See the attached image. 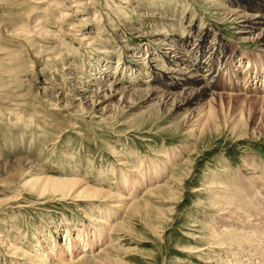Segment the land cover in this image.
Returning <instances> with one entry per match:
<instances>
[{
  "label": "rangeland",
  "instance_id": "1",
  "mask_svg": "<svg viewBox=\"0 0 264 264\" xmlns=\"http://www.w3.org/2000/svg\"><path fill=\"white\" fill-rule=\"evenodd\" d=\"M237 5L264 15L253 0H0V264H264V48L236 34ZM195 25L233 59L215 58L221 95L200 113L158 97L176 80L164 47L191 50Z\"/></svg>",
  "mask_w": 264,
  "mask_h": 264
},
{
  "label": "bare ground",
  "instance_id": "2",
  "mask_svg": "<svg viewBox=\"0 0 264 264\" xmlns=\"http://www.w3.org/2000/svg\"><path fill=\"white\" fill-rule=\"evenodd\" d=\"M253 1H254V3L256 5L259 6V8H264V0H253ZM223 10H225L224 14L228 18V20H230L234 25H241L236 30V34L238 35V37L240 39H243L245 41L247 39H249L251 41L258 40V41H260L261 47L264 48V28H263L264 15H263V12H261L259 9H258V11H255V12H244L240 5H237V7H235V8H232V7L230 8V7L225 6ZM196 28H197V25H195L194 28L192 27L190 29V31H189V32H191L193 34V36L195 38L194 41L197 42V44H195L194 47L191 50L185 52V51H182V50H177V49H175L173 47H168V45H166L167 47H164V49H165V53H164L165 56L164 57L166 58L165 61L168 62L167 64H168L169 67H168V70H166L167 72H165V71H162V72H164V74L167 73L171 77H175L176 80L172 81L171 83H166L164 85V86H166L164 89H166L167 92H164L161 95H158L159 92L156 89H151V90L146 89V90H144V89L140 88L142 93H143V96L145 98L144 100L146 102L155 99L157 97V95H158V97H160L159 99L162 100V104L163 105L171 104V105H174L175 107H178L179 110L188 111L189 109H191L192 110L191 112L194 111L196 113H200V112L205 110V108L209 105L208 101H210V100H207L205 103L201 104L202 100H204L208 96H209V98L212 99V98L217 97L215 95H219V96L221 95L220 92L217 91V89L220 88L219 85H220V78L221 77L219 75V72H215V69H214L215 68V58H218V56H219L220 62H224L225 63V67L227 69L229 67H232L233 59H232V57L230 55V52L227 51V49H225V51L223 53L218 55V53L220 51V46H223V48H226L225 45L221 41L219 33H216V32L213 33V40L210 42V45L208 46V49L206 50L205 48H203V46H204V43L206 41V38L211 36V35L207 31H205L203 29L201 31L197 32ZM181 41H184L183 38L181 39ZM160 43L162 44V42H160ZM163 45H165V44H163ZM192 51H195V52H192ZM194 53H196V56H197L196 58H195ZM221 55H222V57H221ZM243 58L244 57H241V59H239V60L243 61ZM248 67H250V66H248ZM204 68H206V73L205 74H199L201 72V70H203ZM139 71L140 70H138L137 72H139ZM158 71H159V69L157 67H155L153 69V75H152L153 78L151 80L155 81V83L157 82ZM237 71L240 72L239 68L233 70L234 74H232V76H231V79H233L232 82L233 81L235 82V81H237V80H239L241 78L240 77L241 73H238ZM133 72H136V71L133 70ZM235 73H237V74H235ZM138 74H140V73H138ZM245 76H246V74H245ZM248 79L249 78L247 76L245 78V81H247ZM146 82H148V81H146ZM234 82L232 83L233 85H232V89L231 90H233L235 87L237 88V85L234 84ZM118 83H120V82H118ZM118 83L114 81V83H111L110 87H108L111 96H112V94L116 95V94L121 93L120 90H123L122 95L123 94L126 95L128 93L129 89H127L126 87L119 86ZM180 83H182V84H180ZM178 85H179V87H180V85L181 86L182 85L183 86L190 85L189 88L192 89V90H188L187 91V89H189V88H186V92H184V93L182 92L183 95H185V96L180 94V99H178V101H177L175 97H176V95H179V93H177V89L179 88ZM193 85H195L196 87L198 86L197 89H196V87L192 88L191 86H193ZM108 86H109V84H108ZM137 89H139V88H137ZM143 90H144V92H143ZM82 91H84V90H82ZM87 92H89V91H87ZM100 92H102V89L97 91L96 93H100ZM88 95H89V97H91L90 94H88ZM97 95H95V96L98 97ZM81 96H83V95H81ZM86 99H87V97H86ZM99 99H101V98H99ZM103 101H100V103L103 102ZM174 103H176V104H174ZM200 104H201V106L199 107ZM83 194H81V195H83ZM251 204H248V205H251ZM226 228H228V227H224V229L222 231L226 230ZM231 231H233V230H231ZM231 231L229 233H231ZM238 231H240V230H238ZM67 232H68L67 233L68 235H71L70 227H67ZM79 232H80L79 235H80L81 239H83L84 242L88 243L90 238H89V236L87 234H85L86 231L82 232V230H79ZM228 235H230V234H228ZM240 235L241 234H239V236ZM226 236H227V234H226ZM232 237L229 236V238L231 240L235 241V239H236L237 241H239L238 237L234 238L233 235H232ZM242 237H244V236H242ZM242 237L240 238V241H241ZM71 238L72 239L69 240V243H71V247L73 249L77 250V248H78V245H77V243H78V240H77L78 239V235L71 236ZM57 245L59 246V244L56 241L55 245L53 247L56 248ZM11 246L13 247V245H10V247ZM10 247H9V249H10ZM61 247L63 248L64 246L60 245V248ZM13 248H15V247H13ZM11 250H16V249H11ZM17 250H19V249H17ZM57 250L59 252V257L64 256V253L61 250H59V249H57Z\"/></svg>",
  "mask_w": 264,
  "mask_h": 264
}]
</instances>
